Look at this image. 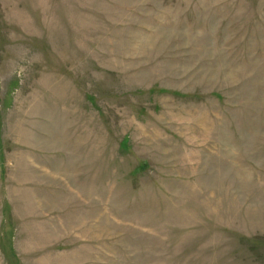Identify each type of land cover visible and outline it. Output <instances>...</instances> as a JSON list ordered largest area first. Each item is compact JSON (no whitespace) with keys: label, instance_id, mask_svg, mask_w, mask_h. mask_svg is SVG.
Wrapping results in <instances>:
<instances>
[{"label":"rangeland","instance_id":"1","mask_svg":"<svg viewBox=\"0 0 264 264\" xmlns=\"http://www.w3.org/2000/svg\"><path fill=\"white\" fill-rule=\"evenodd\" d=\"M0 264H264V0H0Z\"/></svg>","mask_w":264,"mask_h":264}]
</instances>
